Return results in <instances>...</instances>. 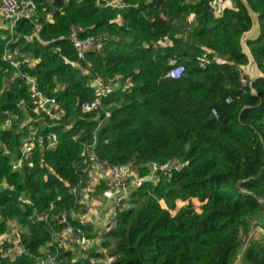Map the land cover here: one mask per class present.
<instances>
[{"label":"trees","instance_id":"16d2710c","mask_svg":"<svg viewBox=\"0 0 264 264\" xmlns=\"http://www.w3.org/2000/svg\"><path fill=\"white\" fill-rule=\"evenodd\" d=\"M25 1L36 4L32 18L0 29V185L13 188L0 190V237L17 224L25 254L6 257L2 245L0 264H39L47 251L59 264H264V239L249 238L264 212V78L251 84L245 75L244 87L240 73L249 63L241 40L253 26L251 10L261 35L248 46L264 74V0H221L228 5L219 16L211 13L217 0H125L124 10L104 8L102 0ZM194 17L196 27L184 37ZM73 29L82 39H103L105 48L81 56ZM166 39L165 47H153ZM7 53L32 57L35 65L15 69ZM171 60L186 69L179 80L166 78ZM27 74L57 101L59 120L33 106ZM98 77L134 86L84 114L83 105L99 98L91 86ZM9 115L19 116L10 128ZM30 126L55 134L58 144L47 150L46 139L31 163L13 171L11 156ZM91 151L100 163H131L144 177L152 163L185 167L133 192L102 251L57 253L48 245L65 227L60 216L81 226L73 215L84 210L72 189L89 181L84 161ZM24 194L31 205L19 201ZM83 228L96 236L89 223Z\"/></svg>","mask_w":264,"mask_h":264},{"label":"built area","instance_id":"2783aa9c","mask_svg":"<svg viewBox=\"0 0 264 264\" xmlns=\"http://www.w3.org/2000/svg\"><path fill=\"white\" fill-rule=\"evenodd\" d=\"M101 4L104 8H112L118 10H124L127 8L125 0H102ZM221 0H217L211 9V13L214 16H219L220 13ZM36 10V4L33 1L25 0H0V18L3 21H8L11 18H15L13 22L10 23V29L13 28L14 24L20 19H31ZM196 27L195 17L191 19V25L184 29V37H187L193 29ZM37 32L40 30V26H37ZM31 41V39H27ZM71 41L74 44L77 52L83 56L87 53L99 54L103 51L106 45V41L100 38H85L80 37V30L73 29ZM170 43L169 39H166L164 43L157 44L153 43V47L157 49L158 47H165ZM161 45V46H160ZM205 63L208 61L207 55H204ZM4 60L10 62L15 69H19L21 65H27L33 68L35 65V60L32 57H20L17 53L11 54L7 53ZM171 69L166 74V78L179 80L185 73L186 69L182 65H177L175 60L170 61ZM242 85L245 87L248 83L245 79L247 75L244 67L240 69ZM18 75V74H17ZM17 75L12 76L11 81H14ZM25 85L28 87L29 96L32 101L33 106L38 112L43 114L56 117L60 119V115L56 112L58 110V104L55 99L45 97L40 91L39 81L37 77L32 75L22 76ZM91 86L99 94V98L86 103L82 107V112L84 114H89L95 111L103 110V99L109 97L111 93L115 90L128 91L133 88L132 81L123 82L120 78L114 77L108 81L103 78H94L91 81ZM229 102V100L227 101ZM216 115V111H213ZM110 117V114H106V119ZM19 120L18 115H9L6 118L4 125L6 127H12L15 122ZM48 141V145L45 146L47 150L55 148L58 144V138L55 134H51L47 137L43 136L40 130L36 127L30 126L28 133L22 141V145L13 157L11 156V167L13 171H20L25 164L31 163L33 155L37 146H44V143ZM84 165L86 171L89 173V181H87L84 187L75 186L72 189V194L77 196L78 204L83 208V212L73 217L79 221L80 227H76L70 224L68 215L62 214L59 218L61 224L65 227L61 230H56L52 234L51 242L48 247H55L57 253L59 252H73L76 257L86 255L92 248L97 247L102 251V243L104 241V236L109 234L117 226V216L119 213L126 211L131 206V195L134 191L141 189L145 182L158 183L161 175L169 176L174 172H179L185 167V164L170 162L164 165L157 163H152L149 167V174L143 176L140 171L133 166V164H125L121 166H110L107 163H100L94 152L89 153V158L85 159ZM97 174L98 178L95 177L98 185H102L103 191L101 196L111 204V211L109 210V216L103 218L100 221L99 231H96L95 237H89L84 231V225L88 223V218L93 211L92 208V193L94 192V185L92 174ZM4 188H9L13 190L12 187L8 185H0V190ZM19 201L25 205H31L29 197L24 194L19 198ZM110 208V207H109ZM46 219V215L39 217V220ZM254 222V221H253ZM10 227V233H11ZM7 234L0 237V246L7 245V249L4 251L6 257L14 258L25 254V250L21 245V235L23 230L19 228L13 235ZM264 239V238H263ZM58 255H54L47 251L43 258L39 260V264H59L57 261ZM114 259H112L113 261ZM93 262L106 263L103 258H92Z\"/></svg>","mask_w":264,"mask_h":264},{"label":"water","instance_id":"95a60500","mask_svg":"<svg viewBox=\"0 0 264 264\" xmlns=\"http://www.w3.org/2000/svg\"><path fill=\"white\" fill-rule=\"evenodd\" d=\"M250 13H251L252 21H253V26H252L251 31L243 35L242 40H241V46H242L244 55H246L249 61L248 65L244 67V70L250 77L251 84H253L256 81L263 79L264 74L261 72L258 63L252 56L251 50L248 46L249 42L258 40L261 35V29H260V23H259L258 16L251 10H250ZM14 20L15 18H11L8 21L13 22Z\"/></svg>","mask_w":264,"mask_h":264},{"label":"crops","instance_id":"0c3cea01","mask_svg":"<svg viewBox=\"0 0 264 264\" xmlns=\"http://www.w3.org/2000/svg\"><path fill=\"white\" fill-rule=\"evenodd\" d=\"M220 9H221V7H220ZM0 21L2 22V24H8L7 29H10V23L8 21H3V19H1V18H0ZM92 177H94V179L92 178L93 185H94V192L92 193V203L94 200H96V201H98V206L94 208V210L90 214L87 221L94 228V231L96 232V231H99V228L101 226L100 221L103 220V218H106L107 216H109L110 213H108V212H109L110 206L107 203V201L101 196V193H96V191H95V187L98 185L97 181L95 180V177L98 178L97 174L93 173ZM14 225H17V224L13 223L11 228H13ZM11 230H13V229H11Z\"/></svg>","mask_w":264,"mask_h":264},{"label":"rangeland","instance_id":"374dc122","mask_svg":"<svg viewBox=\"0 0 264 264\" xmlns=\"http://www.w3.org/2000/svg\"><path fill=\"white\" fill-rule=\"evenodd\" d=\"M222 5L223 8L228 5V3H224L222 2V4H220V7L222 9ZM8 28V24H2V22L0 21V29H7ZM194 204L196 207H199V201H194ZM98 206V201L94 200L92 203V208L94 210L95 207ZM111 211V204H110V209ZM19 229V227L17 225H14L13 230L11 231V235H13L17 230ZM251 237L249 235V238L254 240V239H263L264 238V213H260L255 219L254 222L252 224L251 227ZM244 240V238H243ZM245 243V241H244Z\"/></svg>","mask_w":264,"mask_h":264}]
</instances>
